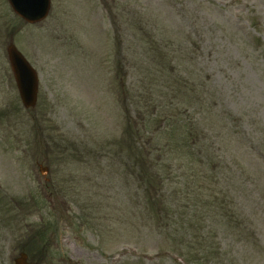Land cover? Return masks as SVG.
Returning a JSON list of instances; mask_svg holds the SVG:
<instances>
[{"label":"rangeland","instance_id":"obj_1","mask_svg":"<svg viewBox=\"0 0 264 264\" xmlns=\"http://www.w3.org/2000/svg\"><path fill=\"white\" fill-rule=\"evenodd\" d=\"M20 252L264 264V0H50L36 24L0 0V264Z\"/></svg>","mask_w":264,"mask_h":264},{"label":"water","instance_id":"obj_2","mask_svg":"<svg viewBox=\"0 0 264 264\" xmlns=\"http://www.w3.org/2000/svg\"><path fill=\"white\" fill-rule=\"evenodd\" d=\"M13 11L29 23L44 19L50 7V0H8ZM9 63L14 74L19 97L25 108L33 107L36 102L37 76L32 67L17 51L14 45L6 48ZM14 264H30L26 255L21 253Z\"/></svg>","mask_w":264,"mask_h":264},{"label":"trees","instance_id":"obj_3","mask_svg":"<svg viewBox=\"0 0 264 264\" xmlns=\"http://www.w3.org/2000/svg\"><path fill=\"white\" fill-rule=\"evenodd\" d=\"M138 149H139V147H138ZM134 159H135V162L137 164L136 171L138 173V176L141 179L142 183H144V185H146L147 191L149 192V190H148L149 188H152L154 190L155 188H157V186H160V183L162 180L159 181L157 173L154 175H151L147 171H145L146 168H148V170H151V169L155 168L156 165H152V164L147 165L148 163H147V159L145 157V154L143 155V157L135 155ZM186 264H192V262L186 261Z\"/></svg>","mask_w":264,"mask_h":264}]
</instances>
